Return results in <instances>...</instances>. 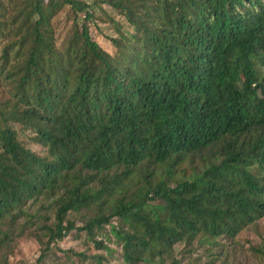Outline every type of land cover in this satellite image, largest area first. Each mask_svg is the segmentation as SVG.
Masks as SVG:
<instances>
[{
  "label": "trees",
  "instance_id": "1",
  "mask_svg": "<svg viewBox=\"0 0 264 264\" xmlns=\"http://www.w3.org/2000/svg\"><path fill=\"white\" fill-rule=\"evenodd\" d=\"M0 86V252L183 264L264 221V0H0Z\"/></svg>",
  "mask_w": 264,
  "mask_h": 264
},
{
  "label": "rangeland",
  "instance_id": "2",
  "mask_svg": "<svg viewBox=\"0 0 264 264\" xmlns=\"http://www.w3.org/2000/svg\"><path fill=\"white\" fill-rule=\"evenodd\" d=\"M91 2V0H84ZM57 28V37L60 40L66 38L70 30V24L65 17L60 16ZM102 35H97L100 45L107 51H111L110 43L106 37H113V30L109 25L101 24ZM61 42V41H60ZM4 89L0 86V96L3 95ZM36 150V147H33ZM79 226V225H77ZM99 239H103L105 231L100 232ZM112 247V246H110ZM264 248V221L258 223L257 227H252L236 240L235 246L226 249L199 248L195 246L191 253H183L177 250V257L182 259L183 264H264V257L253 254V249ZM113 248V247H112ZM61 251H71L74 253L86 252L88 255H103L96 252L93 245L86 240L83 233H72L59 243ZM213 249L212 251H210ZM41 255L40 246L35 239L25 236L15 243L13 248L0 252V264H35ZM107 264H120L116 255Z\"/></svg>",
  "mask_w": 264,
  "mask_h": 264
}]
</instances>
